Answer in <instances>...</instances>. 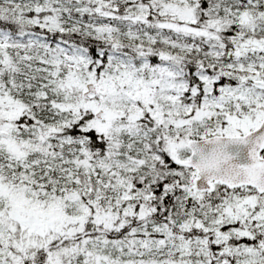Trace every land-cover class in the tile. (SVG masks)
<instances>
[{"label":"snow or ice","instance_id":"snow-or-ice-1","mask_svg":"<svg viewBox=\"0 0 264 264\" xmlns=\"http://www.w3.org/2000/svg\"><path fill=\"white\" fill-rule=\"evenodd\" d=\"M0 264H264V0H0Z\"/></svg>","mask_w":264,"mask_h":264}]
</instances>
